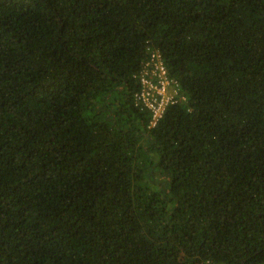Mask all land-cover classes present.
Listing matches in <instances>:
<instances>
[{"label":"trees","instance_id":"trees-1","mask_svg":"<svg viewBox=\"0 0 264 264\" xmlns=\"http://www.w3.org/2000/svg\"><path fill=\"white\" fill-rule=\"evenodd\" d=\"M0 264H264V0H0Z\"/></svg>","mask_w":264,"mask_h":264},{"label":"built area","instance_id":"built-area-1","mask_svg":"<svg viewBox=\"0 0 264 264\" xmlns=\"http://www.w3.org/2000/svg\"><path fill=\"white\" fill-rule=\"evenodd\" d=\"M135 102L150 113L148 126L162 118L169 105L184 104L188 98L179 83L169 76L161 55L153 50L138 74Z\"/></svg>","mask_w":264,"mask_h":264}]
</instances>
